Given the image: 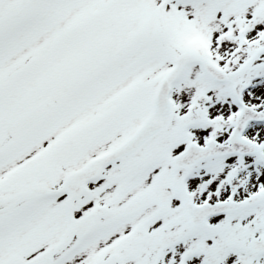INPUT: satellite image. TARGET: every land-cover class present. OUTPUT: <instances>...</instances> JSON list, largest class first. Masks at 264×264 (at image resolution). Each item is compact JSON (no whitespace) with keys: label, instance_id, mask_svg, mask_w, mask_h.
Masks as SVG:
<instances>
[{"label":"snow or ice","instance_id":"6c2138e0","mask_svg":"<svg viewBox=\"0 0 264 264\" xmlns=\"http://www.w3.org/2000/svg\"><path fill=\"white\" fill-rule=\"evenodd\" d=\"M0 264H264V0H0Z\"/></svg>","mask_w":264,"mask_h":264}]
</instances>
